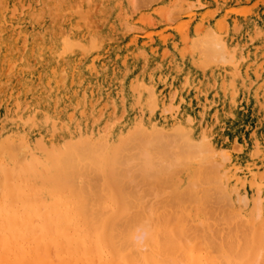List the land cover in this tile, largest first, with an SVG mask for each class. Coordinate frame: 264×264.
Returning <instances> with one entry per match:
<instances>
[{"label": "bare ground", "instance_id": "bare-ground-1", "mask_svg": "<svg viewBox=\"0 0 264 264\" xmlns=\"http://www.w3.org/2000/svg\"><path fill=\"white\" fill-rule=\"evenodd\" d=\"M0 264H264V0H0Z\"/></svg>", "mask_w": 264, "mask_h": 264}, {"label": "rangeland", "instance_id": "rangeland-1", "mask_svg": "<svg viewBox=\"0 0 264 264\" xmlns=\"http://www.w3.org/2000/svg\"><path fill=\"white\" fill-rule=\"evenodd\" d=\"M84 3V6H83V9H85V7H86V2H83ZM82 4V3H81ZM97 7H98V4H96V7H93L92 8V14H91V16H92V20L93 21H95L96 23L98 22V20H100L98 17H100V10H101V8L99 7L98 9H97ZM95 8V9H94ZM94 9V10H93ZM96 10V13L95 14H93L94 13V11ZM98 12V13H97ZM98 19V20H97ZM71 21V23H70V21ZM76 19H69V18H66V19H64V24H66L67 25V27H68V29H71V28H73V26H75L74 25V21H75ZM154 21H156V20H154ZM70 24V25H69ZM72 24V25H71ZM66 27V28H67Z\"/></svg>", "mask_w": 264, "mask_h": 264}]
</instances>
